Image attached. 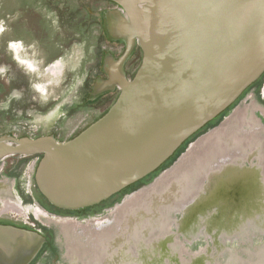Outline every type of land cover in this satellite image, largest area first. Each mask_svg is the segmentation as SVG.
<instances>
[{
    "label": "flooded vegetation",
    "instance_id": "flooded-vegetation-1",
    "mask_svg": "<svg viewBox=\"0 0 264 264\" xmlns=\"http://www.w3.org/2000/svg\"><path fill=\"white\" fill-rule=\"evenodd\" d=\"M7 1L10 0H0V138L51 136L57 142L68 141L110 109L121 91L118 79L134 78L143 59L141 44L136 39L130 46L126 38L112 33L110 24L118 20L113 12L129 20L125 10L113 0H12L11 8L6 5ZM236 109L229 117L231 129L240 133L246 128L235 118ZM244 118L247 120L248 116ZM225 120L213 131L211 128L197 138L187 151L198 148V141L207 139V134L223 128V122L228 119ZM258 129L244 130L246 135L241 136L246 141L244 146L230 147L228 155L219 149L197 169L198 172L202 168L204 178L209 167L220 166L219 161L224 158L221 160L228 159L230 162L227 172L236 169L253 172V179H231L222 189L214 186L213 205L203 208L218 209L219 222L230 227L236 226L245 217L252 209V205L247 209L248 202L257 200L263 192L260 165L257 169L250 167L248 162V166L233 163L241 158L234 150L243 153L247 148L253 149L251 156L260 161L263 141ZM221 137L217 134L215 138L220 141ZM202 151H193L191 155L194 152L200 155L208 153L207 144ZM41 157L42 154L12 155L0 160V226L32 230L45 238L39 252L28 264H49L48 261L55 259L59 246L67 252L75 250L80 238L70 236L75 237L77 231L80 234V228L86 221L82 228L92 227L94 237H97L90 241H96L94 246L98 251H106L103 259L95 256L94 260L98 261L92 263L88 260L90 264H132L127 245L121 256L113 253L117 228L119 225L126 228L134 222L136 217L133 216L137 215H132L130 210L138 209L140 213L137 217L148 214L144 200L151 190L154 192L155 185L162 184L168 176L167 171L173 167L162 170L165 173L148 187L145 186L156 176L150 182L139 184L140 187L122 193L119 191V194L115 193L94 205L64 209L49 202L37 186L35 172ZM247 159L250 160V157ZM176 181L183 186L184 182L180 179ZM192 181L190 191L195 179ZM250 182L259 189V194L253 192L252 196H242V188L248 187ZM188 194L187 191L185 195ZM171 196L169 209H175L179 206L173 204L174 196ZM159 199H154L157 205L150 213L153 219L162 205ZM204 213L201 211L199 215L204 216ZM196 218L192 220L194 226ZM121 257L123 260L120 261ZM68 259L69 264H75L77 256Z\"/></svg>",
    "mask_w": 264,
    "mask_h": 264
},
{
    "label": "water",
    "instance_id": "water-1",
    "mask_svg": "<svg viewBox=\"0 0 264 264\" xmlns=\"http://www.w3.org/2000/svg\"><path fill=\"white\" fill-rule=\"evenodd\" d=\"M113 1L129 20L113 12L112 33L130 46L137 39L143 59L134 78L118 79L110 109L65 142L0 138V160L42 154L37 186L64 209L94 205L143 179L264 77V0ZM44 241L0 226V264H28Z\"/></svg>",
    "mask_w": 264,
    "mask_h": 264
},
{
    "label": "rangeland",
    "instance_id": "rangeland-1",
    "mask_svg": "<svg viewBox=\"0 0 264 264\" xmlns=\"http://www.w3.org/2000/svg\"><path fill=\"white\" fill-rule=\"evenodd\" d=\"M6 5L11 8L12 0L7 1ZM1 28L2 23L0 22V29ZM75 55L76 54H74V56ZM263 84L264 77L258 83H255L225 116L221 117L218 122L210 125L205 131L194 137L183 151H180L181 153L177 154V156L164 167L165 170H168L177 166L180 161L179 156H184V154L186 155L189 153L187 150L190 144L196 141L198 137L205 134L211 128L218 126L222 121L228 118L236 108L246 107L243 113L238 115L237 119L239 124L243 125L244 115L250 117L249 123L251 124H244L247 132L256 127L259 128L258 130L263 141L261 158L260 161H258L255 156H251L254 154L253 149L248 150V148H244L246 150L243 153L241 150L237 151L238 149H236L234 152L241 158L240 161H233V163L237 165L245 164L248 166V164H246V162H248L250 163V167H257V169L259 168L258 165L261 166L260 177L263 192L261 191V198H257L260 202V209H249L247 205V209H249L248 213L233 227H230L224 222H219L218 209H203L213 205V197H215L213 196L215 192L214 186L222 189L224 186H227V182L231 179L241 181L242 179L250 180L254 177L253 172L249 170L239 171L236 169L228 171V173L227 170L230 168V162L228 159L223 161L221 159L224 158H221L219 161L220 166L215 164L209 167V170L205 172L206 176L204 174V178L202 168L197 173L194 172L195 176H192L194 177L192 179H195L194 187L189 194H183L181 197L172 199L173 204L179 207H174L175 209H158L159 213L154 216V219L153 216L150 217V210V213L147 212L148 214H142L139 217H137L138 215L133 216L136 217L134 222H131V225H127L126 228L119 225V229L117 228L114 236L116 248L113 251L117 257L123 254L127 245V252L131 256L129 260L132 264H264ZM248 156L250 160L247 159ZM203 167L206 166L204 165ZM164 171L157 175L155 179L145 187L153 184L159 176L165 173ZM200 177H202L203 185L201 184ZM166 184L168 185L170 183ZM200 184L202 186L199 189ZM138 187L140 186L138 185ZM242 190H244L242 196L245 197L246 195L252 196L253 192H257V195L259 194V189L253 187L252 182L248 184V187L242 188ZM228 193L230 194V191ZM134 194L127 196V198ZM201 211H205L204 216L199 215ZM194 217H197L195 226L192 225ZM141 219L142 222L139 223ZM105 221L108 222V219L106 218ZM86 222L83 223L82 227ZM82 227L80 228V234L77 231V233L75 232V237L70 236V238H80V241L76 243L75 250L67 252L66 249L59 246L60 248L56 251L55 259L48 261L49 264H69L70 260L68 258L70 256H77L78 260L75 259V264H88V260L92 263L94 261L96 262L98 259L94 260L95 256H100V258L103 259L106 251H98L96 246H94L96 241H90V239L92 240L93 238L97 239V237H94L92 227ZM119 260H123V257L119 258Z\"/></svg>",
    "mask_w": 264,
    "mask_h": 264
},
{
    "label": "bare ground",
    "instance_id": "bare-ground-1",
    "mask_svg": "<svg viewBox=\"0 0 264 264\" xmlns=\"http://www.w3.org/2000/svg\"><path fill=\"white\" fill-rule=\"evenodd\" d=\"M244 109H246V107L245 108L239 107L238 109H236L237 114L235 115V118H237L239 114L243 113ZM244 116H248V115H244ZM249 118H250L249 116H248L247 120H246V118H244L243 126H244V124L248 125ZM227 119H228L227 122H223V125H224L223 128L218 129V130L214 131L213 133L207 134V139H205L206 138L205 137L202 140L198 141V143H197L198 148L195 147L193 149V151L200 152V150L201 151L204 150L205 145L207 144V147H209V150H210V151H208V153H203L202 155H200L201 153L196 154L194 152V154L191 155V153H193V151L190 150L189 153L182 156V158L178 162L177 166H175L171 170L167 171L166 175H168V176L164 179V181H162V184L154 186V188H153L154 192L152 193V190H151L150 194L144 200V203H143L145 205V209L147 212H149L150 210L152 211V209H155L154 206L157 205V202H154V199L157 197L160 198L159 200L162 204L160 209L161 208L162 209H169V201H170V198L172 196H167V194L168 195L173 194L174 198H178V197H181V195L185 194L187 191L190 192L189 185L191 183H193L192 178H194V177H192V176H195L194 172H197V169L200 165L207 162L208 158L211 157L210 155H212V153H217L218 150L220 149V150H223L222 151L223 154L228 155L229 151H230V150L228 151V149H230V147L240 146V145L244 146L245 145L244 142H246V141L243 140V137L246 135V133L244 131L246 129L241 130L240 133H238V130L234 131V129H231V117H229ZM229 123H230V127H229ZM249 124H251V123H249ZM215 128H217V127H215ZM215 128H213V130ZM213 130L211 129V131H213ZM217 134L222 136L220 138L222 140L219 141L218 140L219 137L215 138V137H217ZM242 135H243V137H241ZM257 140L258 139H256L255 141H257ZM194 158H196L198 161L195 160L196 161L195 162ZM200 159H201V161H200ZM182 162H183V164H182ZM183 165H185V167H182ZM177 179H180L181 182H184L183 186H179L177 184V181H176ZM166 183H170V184L167 185ZM172 189H173V191L171 192L170 190H172ZM258 197H260V195ZM247 205L248 206L252 205V209H260V207H259L260 202L258 200H256V198L251 199V201L248 202ZM129 212L132 213V215H134L135 213H136V215H139V213H140V211H138V209H133V210H130Z\"/></svg>",
    "mask_w": 264,
    "mask_h": 264
},
{
    "label": "trees",
    "instance_id": "trees-1",
    "mask_svg": "<svg viewBox=\"0 0 264 264\" xmlns=\"http://www.w3.org/2000/svg\"><path fill=\"white\" fill-rule=\"evenodd\" d=\"M263 76L260 77V79H262ZM254 84V83H253ZM252 84V85H253ZM250 86L241 94V96L231 105L229 106L225 111H223L220 115H218L215 119H213L212 121H210L209 123H207L203 128H201L199 131H197L194 135H192L191 137H189L179 148L178 150L169 158L167 159L159 168H157L155 171H153L152 173H150L149 175L145 176L143 179L129 185L128 187L124 188L123 190H121L119 193L122 192H127L132 190L134 187L138 186L139 184H142L143 182H150L155 176H157L160 171H162L164 169V167L166 165H168L176 156L177 154L181 153L180 151H183V149L188 145V143L194 138L196 137L198 134H200L201 132L205 131V129L207 127H209L210 125L215 124L216 122H218L221 117L225 116L230 109H232L233 106H235V104L244 96V94H246V92L249 90ZM118 193V194H119Z\"/></svg>",
    "mask_w": 264,
    "mask_h": 264
}]
</instances>
